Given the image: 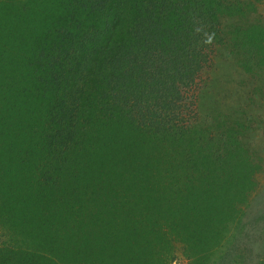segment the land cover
I'll return each mask as SVG.
<instances>
[{
    "label": "trees",
    "instance_id": "16d2710c",
    "mask_svg": "<svg viewBox=\"0 0 264 264\" xmlns=\"http://www.w3.org/2000/svg\"><path fill=\"white\" fill-rule=\"evenodd\" d=\"M250 0H0V264H215L261 170L239 121H185ZM228 21L226 24L225 22ZM264 264V263H263Z\"/></svg>",
    "mask_w": 264,
    "mask_h": 264
},
{
    "label": "rangeland",
    "instance_id": "374dc122",
    "mask_svg": "<svg viewBox=\"0 0 264 264\" xmlns=\"http://www.w3.org/2000/svg\"><path fill=\"white\" fill-rule=\"evenodd\" d=\"M257 14L250 19L264 24V0H250ZM228 21L225 22V24ZM229 23V22H228ZM230 51V50H229ZM227 46L215 47L211 64L186 93L185 121L206 129L219 121H239L241 142L253 153L261 170L255 175L256 188L243 206L239 221L230 228L224 245L216 253L215 264L264 263V73L245 72L239 58ZM169 264H189L180 244H175Z\"/></svg>",
    "mask_w": 264,
    "mask_h": 264
}]
</instances>
